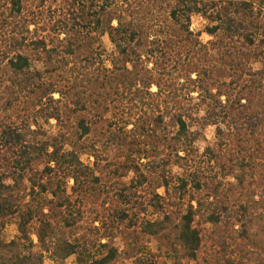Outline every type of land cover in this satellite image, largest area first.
<instances>
[{"label": "trees", "instance_id": "trees-1", "mask_svg": "<svg viewBox=\"0 0 264 264\" xmlns=\"http://www.w3.org/2000/svg\"><path fill=\"white\" fill-rule=\"evenodd\" d=\"M47 262L264 264V0H0V264Z\"/></svg>", "mask_w": 264, "mask_h": 264}, {"label": "rangeland", "instance_id": "rangeland-1", "mask_svg": "<svg viewBox=\"0 0 264 264\" xmlns=\"http://www.w3.org/2000/svg\"><path fill=\"white\" fill-rule=\"evenodd\" d=\"M206 27H207V23L204 20H202L201 18L196 17L193 19L192 29L195 33H199L201 35L200 40L203 44H207L212 40V38L205 33ZM103 45H104L105 49L108 51V53H111L113 51V47L110 44L108 38L103 39ZM34 67H38V66L35 65ZM48 132L51 135L55 134L54 129H51ZM203 135H204V141H202L199 144V148L201 149V151H203L205 149L206 145L214 143L215 128H213V127L207 128L204 131ZM84 162L87 165H92V160H88L87 158H84ZM129 181H130L129 179L125 180L126 183H128ZM160 194L163 195V191H160ZM207 229L210 230L211 227H207ZM16 235H17V230H16L15 225H9L4 232V239L6 241L12 240L16 237ZM120 243H121V241L117 240V244H120ZM155 246H156L155 243H151V245H149L150 250L154 249ZM46 264H50V263L47 262Z\"/></svg>", "mask_w": 264, "mask_h": 264}]
</instances>
